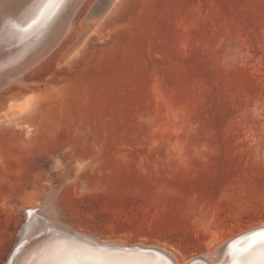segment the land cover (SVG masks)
<instances>
[{"label":"rangeland","instance_id":"374dc122","mask_svg":"<svg viewBox=\"0 0 264 264\" xmlns=\"http://www.w3.org/2000/svg\"><path fill=\"white\" fill-rule=\"evenodd\" d=\"M69 20L0 90L1 115L35 102L0 117V264L32 219L181 262L264 222V0H83Z\"/></svg>","mask_w":264,"mask_h":264},{"label":"bare ground","instance_id":"6f19581e","mask_svg":"<svg viewBox=\"0 0 264 264\" xmlns=\"http://www.w3.org/2000/svg\"><path fill=\"white\" fill-rule=\"evenodd\" d=\"M82 1L0 0V90L22 81L28 71L23 72L50 53L55 44L58 46L63 43L71 27L69 19ZM95 11L89 14L90 17H85L87 24L83 25L78 39L93 26L95 30L100 25L99 21L104 15L97 17V14L93 15ZM82 21L84 23V19ZM31 100L11 101L7 111L0 117H11L26 123L35 107L34 100ZM38 223H41L40 228L26 231V227L31 228ZM23 224L20 232L16 229L18 231L13 234L15 241L10 248L11 254L1 264H264V242H261L260 236L264 232V222L245 228V231L251 230L238 236L244 230L233 233L208 257L195 255L182 262L171 250L155 245L98 240L41 219H32ZM19 238L20 242L15 244Z\"/></svg>","mask_w":264,"mask_h":264},{"label":"snow or ice","instance_id":"6c2138e0","mask_svg":"<svg viewBox=\"0 0 264 264\" xmlns=\"http://www.w3.org/2000/svg\"><path fill=\"white\" fill-rule=\"evenodd\" d=\"M261 236V242H264V232L260 233Z\"/></svg>","mask_w":264,"mask_h":264}]
</instances>
